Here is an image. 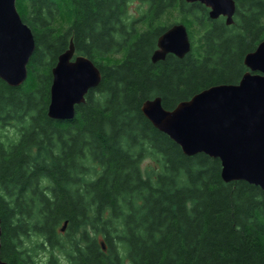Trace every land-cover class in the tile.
Segmentation results:
<instances>
[{
    "label": "trees",
    "instance_id": "trees-1",
    "mask_svg": "<svg viewBox=\"0 0 264 264\" xmlns=\"http://www.w3.org/2000/svg\"><path fill=\"white\" fill-rule=\"evenodd\" d=\"M135 1L144 7L133 14ZM236 4L227 25L199 1L17 0L36 46L24 83L0 78L3 260L264 264V190L226 182L219 158L187 155L141 109L239 82L245 54L264 39V0ZM178 22L191 50L153 62L158 37ZM71 40L102 80L73 119L58 120L48 115L52 68Z\"/></svg>",
    "mask_w": 264,
    "mask_h": 264
},
{
    "label": "water",
    "instance_id": "water-1",
    "mask_svg": "<svg viewBox=\"0 0 264 264\" xmlns=\"http://www.w3.org/2000/svg\"><path fill=\"white\" fill-rule=\"evenodd\" d=\"M186 1L205 4L211 18L225 16L226 24L234 22L236 0ZM35 46L34 32L22 19L16 0H0V78L13 86L24 83ZM191 48L187 26L174 23L158 37L151 58L157 62L168 53L183 57ZM244 63L248 70L238 83L212 85L173 109L164 107L160 96L149 98L141 109L187 155L204 152L219 158L226 182L246 180L264 190V39L245 54ZM52 76L48 115L58 120L73 119L76 105L102 80L96 63L76 54L73 40L58 56ZM1 222L0 217V264H10L1 255ZM67 224L66 220L62 230Z\"/></svg>",
    "mask_w": 264,
    "mask_h": 264
},
{
    "label": "rangeland",
    "instance_id": "rangeland-1",
    "mask_svg": "<svg viewBox=\"0 0 264 264\" xmlns=\"http://www.w3.org/2000/svg\"><path fill=\"white\" fill-rule=\"evenodd\" d=\"M143 7H144V6H143L141 3L135 1V2L131 5V13L135 14V13H137L138 10H141ZM3 133L8 135V134H11V133H12V130H11L10 128H5V129L3 130ZM146 163H148V164H152L151 161H150V159H146ZM47 255H48L47 252H45L44 249H41V250L38 252V254H37V259H38L39 261H44V260L47 259ZM58 264H68V261H67V259H66V260L63 259L62 262L60 261V262H58Z\"/></svg>",
    "mask_w": 264,
    "mask_h": 264
}]
</instances>
